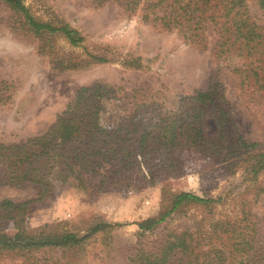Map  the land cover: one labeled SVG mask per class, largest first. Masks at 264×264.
Listing matches in <instances>:
<instances>
[{
  "label": "trees",
  "instance_id": "trees-1",
  "mask_svg": "<svg viewBox=\"0 0 264 264\" xmlns=\"http://www.w3.org/2000/svg\"><path fill=\"white\" fill-rule=\"evenodd\" d=\"M0 1L17 17L18 28L33 36L37 50L51 55L56 69L84 64L52 46L57 35L73 46L80 45L84 40L81 31L65 20L38 19L25 0ZM90 1L101 6L107 0ZM114 1L127 17L175 31L185 45L209 51L216 71L226 68L235 75L240 93L264 98V18L253 11L256 7L264 15V0ZM91 57L99 63L110 60L104 54ZM141 61L136 56L123 62L143 68ZM11 87L0 79V102L11 98ZM120 90L102 82L82 85L43 133L18 142L0 141V185L39 189L37 196L26 200L0 199V264H87L89 247L112 248V231L128 224H135L138 232L124 264H264V230L251 208L264 190L260 179L264 148L245 140L238 130L219 78L213 73L205 89L175 94L176 109L157 113L147 127L132 116L113 125L102 123L104 99ZM206 116L216 127L212 136L204 132ZM188 148L202 158L214 159L224 170L238 173L241 184L236 191L216 197L179 191L159 215L131 223L94 220L84 230L36 235L21 230L31 207L59 184L88 194L100 190L105 184L103 173L97 180L92 177L106 169L104 164L115 172L137 169L153 183L164 169L174 171L181 149ZM232 193L234 212L217 215L216 204H223ZM191 207L203 212L191 226L168 224L172 215H185Z\"/></svg>",
  "mask_w": 264,
  "mask_h": 264
},
{
  "label": "rangeland",
  "instance_id": "rangeland-1",
  "mask_svg": "<svg viewBox=\"0 0 264 264\" xmlns=\"http://www.w3.org/2000/svg\"><path fill=\"white\" fill-rule=\"evenodd\" d=\"M25 3L38 19L55 23L65 20L81 31L84 40L80 45L73 46L57 35L52 46L84 64L56 69L51 55L37 50L33 36L18 28L17 17L0 1V79L12 85L11 98L0 102V141L18 142L43 133L73 100L80 86L95 82L121 89L116 96L104 99L100 112L103 124L113 125L132 116L147 127L157 113L176 109L175 94L205 89L214 73L224 87L238 130L245 140L264 148V98L240 93L235 75L226 68L216 71L209 51L185 45L175 31L157 29L152 22L144 23L136 16L127 17L114 0L101 6L90 0H25ZM253 11L264 18L256 7ZM99 54L110 60L95 62L91 56ZM136 56L142 58L143 68L123 62ZM203 126L206 136L214 134L212 118L206 116ZM177 159L174 171L164 169L153 183L137 169L115 172L104 164L106 169H99V174L92 177L97 180L103 173L105 184L100 190L88 194L69 184H59L31 207L21 230L36 235L63 229L84 230L94 220L131 223L159 215L179 191L216 197L236 191L241 184L238 173L224 170L214 159L202 158L191 148L181 149ZM163 163L167 161L163 159ZM260 179L264 189V172ZM38 192L32 185H0V199L22 201L37 196ZM233 196L232 193L223 204H216L214 212L233 213ZM251 208L260 217L263 232L264 190ZM178 214L169 219L170 226L190 225L203 212L191 207L185 215ZM137 232L135 224L117 227L111 233L112 248L100 244L89 247L87 264H124L123 258Z\"/></svg>",
  "mask_w": 264,
  "mask_h": 264
}]
</instances>
